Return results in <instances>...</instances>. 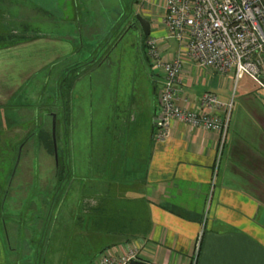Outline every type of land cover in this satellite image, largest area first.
Masks as SVG:
<instances>
[{
	"label": "crops",
	"instance_id": "0c3cea01",
	"mask_svg": "<svg viewBox=\"0 0 264 264\" xmlns=\"http://www.w3.org/2000/svg\"><path fill=\"white\" fill-rule=\"evenodd\" d=\"M76 6L75 3V10ZM83 6L86 13L78 9L70 22L73 27L87 31L94 17H90V3L84 1ZM63 8L65 5L60 6L58 0H19L18 3L0 0V108L34 71L80 54L84 44H80L75 32L48 35L30 30L29 22L44 19L50 11L57 12L60 21L69 19ZM150 12L153 13L152 8ZM150 22L152 26L151 18ZM161 28L164 27L154 30L157 36L165 29ZM162 46L166 54L170 46L163 40ZM180 78L183 96L188 97L191 106L206 90L215 92L222 102L232 100L211 201L207 202V191L217 156L219 131L171 121L170 133L155 140L156 102L149 125V153L142 156L138 148L132 152L133 147L130 149L126 140L120 146L119 155L123 157H118L112 169L106 164V190L110 186L120 187L118 207L133 209L110 210L107 220L119 224L107 226L119 232L114 244L127 239L139 247L140 256L157 264H264V91L248 74L235 83L231 72L218 73L190 61L184 62ZM158 89L153 85L156 101ZM117 104L122 103L117 102L115 108ZM136 104L138 113L143 103ZM134 105L131 102L130 106ZM127 112L123 123L119 122L120 133L126 137L131 122ZM8 115L1 114L0 120L8 121ZM110 155L112 151L107 152L109 161ZM89 199H92L89 207L98 200ZM127 221L134 226L122 227L121 222ZM2 222L5 228V221ZM5 256V239L0 229V264H8Z\"/></svg>",
	"mask_w": 264,
	"mask_h": 264
},
{
	"label": "rangeland",
	"instance_id": "374dc122",
	"mask_svg": "<svg viewBox=\"0 0 264 264\" xmlns=\"http://www.w3.org/2000/svg\"><path fill=\"white\" fill-rule=\"evenodd\" d=\"M84 1L90 3V17H94L87 31L73 27L70 22L78 9L84 14ZM58 2L60 6L65 5L63 13L69 19L60 21L57 12L50 11L40 21L33 19L32 24L28 19L30 30L48 35L75 32L77 40L84 44L80 54L62 62H50L34 71L23 87L0 108V115L9 114L8 121L0 120V156L3 145L9 143L12 150L7 153L12 168L16 161V158L13 160L16 142L18 144L31 132L25 144L18 145L20 159L12 178L9 175L7 179L9 190L3 206L5 228L0 215L8 264H91L105 246L115 243L119 232L105 227V220L104 226L99 225L95 216L84 212L92 202L88 198L95 193L104 195L107 191L106 170L113 168L120 157V146L126 140L130 149L133 147L132 152H137L138 148L142 156L150 149L149 125L157 102L153 85L159 88L162 77L145 59L140 26H129L128 22L136 11L144 16L149 14L148 19L153 20L150 33L156 35L154 30L163 26V1ZM157 37L169 44L167 53L177 49V41L167 37L165 29ZM117 102L122 104L115 108ZM131 102L135 103L133 107ZM139 102L143 106L137 113L136 103ZM126 111L131 121L127 137L119 130V122L123 123ZM51 112L56 114L57 150L70 170L71 184L65 194H62L63 188L54 190L55 159L36 136L40 125L51 131ZM143 130L146 131L142 136ZM107 146V152L112 151L110 161L106 159ZM131 162L129 158V165ZM117 180L114 181L119 182ZM54 194L52 204L55 207L48 210L47 201ZM107 194L112 197V205L119 204L120 187L110 186Z\"/></svg>",
	"mask_w": 264,
	"mask_h": 264
},
{
	"label": "built area",
	"instance_id": "2783aa9c",
	"mask_svg": "<svg viewBox=\"0 0 264 264\" xmlns=\"http://www.w3.org/2000/svg\"><path fill=\"white\" fill-rule=\"evenodd\" d=\"M162 1V25L166 36L173 37L178 45L174 52L165 54L160 37L149 33L144 38L150 65L162 77L153 137L161 140L167 136L171 121L219 131L207 194L209 203L219 172L232 100L222 102L215 92L206 90L189 105L181 90V71L184 62L190 61L218 73L231 72L235 83L248 74L264 91V0ZM139 255V247L126 240L103 248L91 264H126Z\"/></svg>",
	"mask_w": 264,
	"mask_h": 264
},
{
	"label": "trees",
	"instance_id": "16d2710c",
	"mask_svg": "<svg viewBox=\"0 0 264 264\" xmlns=\"http://www.w3.org/2000/svg\"><path fill=\"white\" fill-rule=\"evenodd\" d=\"M30 134H31V132H28L22 139H20L18 144L16 142V144H15V156H14L13 160H15V158H16L18 145L19 144L24 145L26 138ZM36 136L40 140V142L43 143V145L53 153V156H54L51 131L46 130L43 125H40V127L38 128V131L36 132ZM2 150H3V154L0 156V167H1L0 168L1 169V171H0V174H1L0 183L1 182H3V183L0 184V215L3 218V206H4V202H5L9 188L7 189L6 192H5V189H6L7 179L10 175V171L12 168L11 165L9 166L10 158L8 156L7 150H9V152H11L12 147L10 146L9 143H6L3 145ZM57 152H58V150H57ZM54 181H55L54 190L56 191L58 188H59V190L63 188L62 194H65L68 185L71 184V182H70L71 176H70V170H69L68 164H67L65 158L63 156L59 155V152H58V165L55 166V171H54ZM55 195L56 194H54L52 199L49 198L47 201V207L46 208H48V210L50 207H52V209H53V207H55L52 204L53 200L55 199ZM92 196H94L96 198L97 197H100V198H98L97 203L95 205H91L90 207L87 206V208L85 209L84 212L91 213L92 216H95L96 222L99 225L104 226L103 220H105V224H106L105 226L106 227L107 226H116V224H118L115 221L110 222L107 220V218H109L107 216H109L108 214H109L110 210H113V209L118 210L119 208L121 210H126L128 208L129 212H130V210H133L130 206H127V207L119 206L118 207L119 204L112 205V202H111L112 197H110V195L107 194L106 192L104 195H102L100 193L99 194L95 193ZM88 208H89V210H88ZM51 210L49 213H51ZM3 220H4V218H3ZM121 226L122 227H124V226L132 227V226H134V223L128 222V221L127 222H121ZM107 246H105V247H107ZM126 264H157V263L149 261L146 258L139 255L137 258L130 259Z\"/></svg>",
	"mask_w": 264,
	"mask_h": 264
},
{
	"label": "water",
	"instance_id": "95a60500",
	"mask_svg": "<svg viewBox=\"0 0 264 264\" xmlns=\"http://www.w3.org/2000/svg\"><path fill=\"white\" fill-rule=\"evenodd\" d=\"M135 18L141 27L142 33L145 36L148 35L150 33V28H151L150 19H148L147 17H145L144 15H142L141 13H139L137 11L135 12ZM51 115H52L51 135H52V142H53L55 165L57 166L58 165V152H57L56 135H55V117H56V114L54 112H51ZM19 153H20V147L18 148L16 161L14 162V165H13V168H12V171L10 174V179L12 178V176L14 174V171H15L18 159H19ZM8 186H9V184H7L6 189L8 188Z\"/></svg>",
	"mask_w": 264,
	"mask_h": 264
},
{
	"label": "flooded vegetation",
	"instance_id": "af4514ba",
	"mask_svg": "<svg viewBox=\"0 0 264 264\" xmlns=\"http://www.w3.org/2000/svg\"><path fill=\"white\" fill-rule=\"evenodd\" d=\"M135 14V13H134ZM129 26H134V27H138L139 23L138 21L136 20L135 18V15L131 18V20L128 22ZM140 26V25H139ZM141 28V27H140ZM140 32L142 33V30L139 29ZM122 32V31H121ZM121 34V33H120ZM143 35V38H145V35L142 33ZM143 45H144V39H143ZM144 55H145V59L147 60V62L150 64V61L148 59V57L146 56V53H145V47H144ZM104 59V58H103Z\"/></svg>",
	"mask_w": 264,
	"mask_h": 264
}]
</instances>
